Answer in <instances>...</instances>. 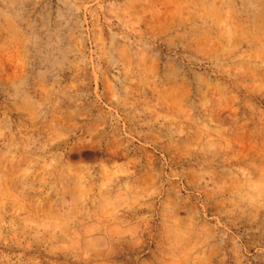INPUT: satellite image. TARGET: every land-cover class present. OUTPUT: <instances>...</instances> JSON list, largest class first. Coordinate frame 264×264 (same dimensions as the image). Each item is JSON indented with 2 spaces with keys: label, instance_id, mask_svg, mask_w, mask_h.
<instances>
[{
  "label": "rangeland",
  "instance_id": "374dc122",
  "mask_svg": "<svg viewBox=\"0 0 264 264\" xmlns=\"http://www.w3.org/2000/svg\"><path fill=\"white\" fill-rule=\"evenodd\" d=\"M0 264H264V0H0Z\"/></svg>",
  "mask_w": 264,
  "mask_h": 264
}]
</instances>
